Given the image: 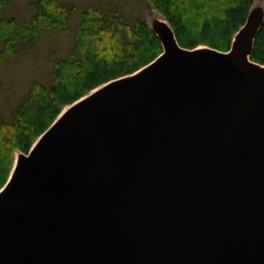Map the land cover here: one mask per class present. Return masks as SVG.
<instances>
[{
    "label": "water",
    "instance_id": "95a60500",
    "mask_svg": "<svg viewBox=\"0 0 264 264\" xmlns=\"http://www.w3.org/2000/svg\"><path fill=\"white\" fill-rule=\"evenodd\" d=\"M165 21L157 58L20 152L0 264H264V64L250 59L264 10L227 51L182 47Z\"/></svg>",
    "mask_w": 264,
    "mask_h": 264
},
{
    "label": "trees",
    "instance_id": "16d2710c",
    "mask_svg": "<svg viewBox=\"0 0 264 264\" xmlns=\"http://www.w3.org/2000/svg\"><path fill=\"white\" fill-rule=\"evenodd\" d=\"M144 2L169 22L180 46L203 45L220 51L229 50L254 4V0ZM10 3L0 0V61L7 54L31 48L54 29H69L71 11L60 0L33 2L26 23L3 12ZM120 6L85 7L72 30L68 55L51 62V83L34 82L9 118L0 112V188L9 177L15 152L27 153L66 105L110 80L134 73L161 54V41L144 15L130 3ZM250 59L264 64V21Z\"/></svg>",
    "mask_w": 264,
    "mask_h": 264
},
{
    "label": "rangeland",
    "instance_id": "374dc122",
    "mask_svg": "<svg viewBox=\"0 0 264 264\" xmlns=\"http://www.w3.org/2000/svg\"><path fill=\"white\" fill-rule=\"evenodd\" d=\"M35 1L11 0V3L3 8V12L26 23L33 13L31 4ZM60 2L66 4L71 11L68 30L54 29L43 35L31 48L20 53L7 54L0 61V112L7 118L11 116L34 82L45 85L51 83V62L68 55L73 42L72 30L85 7L109 4L124 6L130 3L135 12L144 15L150 26L157 18L165 19L158 10L146 6L144 0H60ZM253 9L264 10V0H254Z\"/></svg>",
    "mask_w": 264,
    "mask_h": 264
},
{
    "label": "bare ground",
    "instance_id": "6f19581e",
    "mask_svg": "<svg viewBox=\"0 0 264 264\" xmlns=\"http://www.w3.org/2000/svg\"><path fill=\"white\" fill-rule=\"evenodd\" d=\"M160 19H161L163 25L169 29V26H168L167 22L165 21V19H163V18H160ZM261 67L264 68V65H262ZM136 73H138V72H135L133 75H135ZM94 91H96V90H94ZM69 106H70V105H67V106L63 109V111L59 114V117H58V118H60V117H61V116H62V115H63V114L69 109ZM37 141H38V140H37ZM21 155H22V153H20V152H16V155H15V163H14V167H13L12 173L15 171V169H16V167H17V165H18V163H19V161H20V157H21Z\"/></svg>",
    "mask_w": 264,
    "mask_h": 264
}]
</instances>
